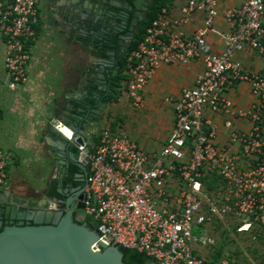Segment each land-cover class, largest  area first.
Masks as SVG:
<instances>
[{"label":"built area","instance_id":"obj_1","mask_svg":"<svg viewBox=\"0 0 264 264\" xmlns=\"http://www.w3.org/2000/svg\"><path fill=\"white\" fill-rule=\"evenodd\" d=\"M220 1L178 0L163 6L126 56L121 91L135 107L144 105L145 87L163 64H189L200 58L205 63L195 86L184 89L176 101L175 124L163 147L150 154L130 136L111 129H102L93 145L86 141L78 146L80 160L88 166L81 217L96 221L105 242L135 248L160 264H206L197 248L215 244L209 227L217 217L234 218L240 232L264 229V74L234 59L247 49L264 56V0H240L226 9L224 49L215 52L207 33ZM198 12L205 14L203 25L186 32L184 27ZM38 13L39 0H0L12 90L28 80ZM240 81H248L259 99L248 109H236L226 94ZM207 109L228 117V145L216 143L217 125L206 119ZM236 116L250 119L252 126L233 128L231 118ZM11 156L0 146V189L9 187ZM210 173L221 176L214 191L201 181ZM218 264L233 263L224 257Z\"/></svg>","mask_w":264,"mask_h":264},{"label":"crops","instance_id":"obj_2","mask_svg":"<svg viewBox=\"0 0 264 264\" xmlns=\"http://www.w3.org/2000/svg\"><path fill=\"white\" fill-rule=\"evenodd\" d=\"M240 2L220 1L215 24L207 33L211 50L223 51L222 33L228 29L224 13ZM91 6L90 0H39L37 37L31 44L28 80L16 90L8 86L6 44L0 31V146L12 152L8 167L10 184L8 188L0 189L2 210L9 204L22 210L46 203L45 191L49 183L53 181L56 187L59 186V170L64 161H70L68 154L60 149L58 132L68 139L69 149L79 151L69 137L73 131L71 124L77 114L89 116L91 108L102 101L107 104L98 117L95 142L102 129L115 126L114 131L130 136L148 153L158 152L174 127L176 101L184 89L195 86L197 76L205 69L202 58L189 64H163L144 90V107L148 112L132 109L134 105L123 92L117 100H104L109 89L99 79L98 68L105 54L94 47L93 33L89 31L90 27L87 28L86 16L90 14ZM204 17L203 12H198L184 27L185 31L193 33L203 25ZM234 59L241 61L245 68L264 74V56L258 51L237 52ZM108 68L104 69L106 74ZM226 94L236 109H248L259 100L248 81L237 82L226 90ZM160 102L164 103L161 105ZM205 117L217 125L216 143L228 145L231 131L225 125L228 117L210 109L205 111ZM231 119L233 128L252 126L246 117ZM149 122L153 129L146 132ZM176 184L177 180H172L171 188L174 189ZM204 249L205 246L197 248L203 257Z\"/></svg>","mask_w":264,"mask_h":264},{"label":"water","instance_id":"obj_3","mask_svg":"<svg viewBox=\"0 0 264 264\" xmlns=\"http://www.w3.org/2000/svg\"><path fill=\"white\" fill-rule=\"evenodd\" d=\"M111 1L114 4L119 2ZM110 60L104 58L98 68V77L106 89L107 76H112ZM106 66L109 67L108 74L104 71ZM97 94L102 96L99 92ZM106 104L102 101L92 107L87 117L76 115L71 124L74 145L78 147L86 141L90 145L95 143L98 117ZM58 134L60 149L80 166L82 163L76 153L67 147L68 139L62 133ZM63 165H68L67 161ZM59 192L63 193V190L59 189ZM73 192L66 190L64 198L55 197L30 209L18 210L11 204L4 210L0 208V264H125L119 245L105 242L96 228L79 219L85 202ZM143 264L160 263L147 258Z\"/></svg>","mask_w":264,"mask_h":264},{"label":"flooded vegetation","instance_id":"obj_4","mask_svg":"<svg viewBox=\"0 0 264 264\" xmlns=\"http://www.w3.org/2000/svg\"><path fill=\"white\" fill-rule=\"evenodd\" d=\"M90 1L92 4L91 8L88 9L90 14L86 16L89 26H86L87 28L90 27L89 31L93 33L94 47L105 54V59H111L112 66L109 69H111L110 73L113 76L115 70L117 73L120 71L127 51L139 36L156 0H119L118 4L112 3L111 0ZM136 1L138 5H136ZM118 66L119 68H117ZM112 76L108 80L109 90L111 89ZM72 150L82 164L78 166L70 159L68 165L61 167L59 186L56 187L51 181L45 191V197L48 201L55 197L64 198L66 190L68 192L74 191L73 193L78 194L82 201L85 202L86 200L88 166L80 160L79 151L77 149ZM54 189L57 193H53ZM59 189H62L63 193L59 192ZM85 217L79 219L85 221Z\"/></svg>","mask_w":264,"mask_h":264},{"label":"trees","instance_id":"obj_5","mask_svg":"<svg viewBox=\"0 0 264 264\" xmlns=\"http://www.w3.org/2000/svg\"><path fill=\"white\" fill-rule=\"evenodd\" d=\"M175 0H156L154 3V7L153 10L150 14V16L147 18V20H145L143 28L139 34V36L133 41L132 45L130 46L129 50L126 53V56L128 55V53L138 45L139 41L143 38L146 27L152 22V20L157 16L159 10L163 7V6H168L171 5ZM126 56L123 59L122 62V67L120 69V71L117 74H114L111 78L110 81V85H111V89L109 91L106 92L105 96H104V100L106 101H113V100H117L119 94L122 92L120 90L121 86H122V81L126 78V74H125V69H126ZM95 101H93L92 103L94 104ZM114 127H112V131H114ZM202 183L206 186V189L208 191H214L216 190L217 187H219L220 183H221V176L218 175L217 173H210L205 175L202 179H201ZM53 193H57L56 190L54 189ZM85 221H87L88 225L96 228L97 224L96 221L91 217V216H86L85 217ZM213 225V223L211 224ZM210 225V226H211ZM210 228V227H209ZM231 228L235 231V232H239V233H249V232H240L237 230V224L235 222L234 225L231 226ZM199 228H196V231H198ZM258 230L261 231L260 235H257ZM251 236L252 241L257 242V241H262L264 242V229H254V232H250L249 233ZM256 236V238L254 239L253 236ZM120 249L123 251L124 253V261L125 264H143L144 261L149 258V256H147L144 252H141L135 248H130V247H125L120 245ZM223 247H219L217 250H215V252L212 254L211 258L208 259L206 261V264H218V262L223 258ZM229 258V257H228ZM231 260V258H229ZM232 261V260H231Z\"/></svg>","mask_w":264,"mask_h":264},{"label":"rangeland","instance_id":"obj_6","mask_svg":"<svg viewBox=\"0 0 264 264\" xmlns=\"http://www.w3.org/2000/svg\"><path fill=\"white\" fill-rule=\"evenodd\" d=\"M163 103L164 102H160L161 105ZM132 107H134L132 109L135 110L139 108L138 110L148 112L147 107H144V105L142 106L143 108ZM150 129H153V126L149 122L146 132H149ZM83 213V210L80 211V215ZM79 218L82 219L81 216H79ZM235 222L234 218L229 216L215 218L213 225L209 228L210 234L215 239V244L212 246H205L204 249L207 260L211 258L215 250L219 247H223V256L231 258L233 264H264V242L252 241L249 233L235 232L231 228Z\"/></svg>","mask_w":264,"mask_h":264}]
</instances>
